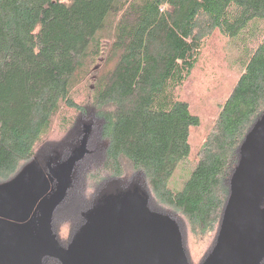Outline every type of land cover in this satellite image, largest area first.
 Returning <instances> with one entry per match:
<instances>
[{"label":"trees","instance_id":"16d2710c","mask_svg":"<svg viewBox=\"0 0 264 264\" xmlns=\"http://www.w3.org/2000/svg\"><path fill=\"white\" fill-rule=\"evenodd\" d=\"M215 32L235 55L238 77L192 155L200 119L179 91ZM87 107L104 150L86 171L97 193L86 212L105 196L147 191L188 228L189 241L179 230L186 263L204 264L245 141L264 117V0H0V185L36 158L55 122L66 127L65 113ZM188 160L189 176L173 187ZM59 223L73 235L82 226L76 218Z\"/></svg>","mask_w":264,"mask_h":264},{"label":"rangeland","instance_id":"374dc122","mask_svg":"<svg viewBox=\"0 0 264 264\" xmlns=\"http://www.w3.org/2000/svg\"><path fill=\"white\" fill-rule=\"evenodd\" d=\"M234 56L227 48L226 40L217 32L211 33L204 39L202 55L195 71L179 91V96L188 103L190 109L200 119V125L192 129L190 134L192 155L200 145L208 127L215 121L220 106L238 77V69L234 67L232 59ZM77 97L84 102L86 92L79 90ZM78 102L81 101L78 100ZM87 108L90 111L82 114L65 113V117L70 119L66 127L59 128L55 122L53 131L39 148L36 158L23 165L13 177L26 176L33 171L36 165L42 164L57 190L58 186L51 177L55 179L66 171L63 192L68 187L62 202L52 213L54 219L51 222L52 225L54 221L55 228H58V231H55L59 238L54 237L49 219V227L46 231L48 239L46 258L41 263L62 264L66 255L65 250L72 249L73 255L79 253L75 256L80 258L81 263L84 264L82 261L84 255L92 254L91 257H93L95 253L103 249L116 248L131 238L140 237L146 228L149 229L153 238H158L165 231L166 242L181 252L179 230H183L189 241L191 237L188 228L175 214L167 210H159L147 191L141 193L136 189H127L109 197L105 196L94 209L86 212L88 207L84 203L96 198L97 194L86 171L91 165L99 162L104 150L99 128L96 127L95 113L89 107ZM262 120L264 117L258 122ZM190 167L189 160L184 162L175 171L170 184H173V187L174 185L179 186L182 180L189 176ZM262 168V174L255 181L254 191V198L261 210L264 207V162ZM238 195V190L233 188L218 243L204 264H217L222 257L233 254L249 232L252 220L256 216V210L245 207L237 217ZM42 204L37 213L32 215L25 224L16 225L0 218V249L22 248L28 242H32L34 237L39 236L43 209L47 202L43 201ZM81 205L84 206L81 207ZM64 218H76L79 224H76L75 228L82 225L81 221L84 218L86 221L73 235L71 230H61L59 228L61 223L56 224V221ZM197 247L200 250L204 248V245L198 244ZM56 256L59 261L56 260ZM127 256L129 257L114 256L110 264H164L143 252H133ZM258 259L253 264H257Z\"/></svg>","mask_w":264,"mask_h":264},{"label":"water","instance_id":"95a60500","mask_svg":"<svg viewBox=\"0 0 264 264\" xmlns=\"http://www.w3.org/2000/svg\"><path fill=\"white\" fill-rule=\"evenodd\" d=\"M264 162V120L257 122L253 131L247 137L242 149L241 160L235 173L233 188L238 190V202L236 206L237 217L249 204L256 210V216L252 220L249 232L243 243L236 251L219 259L217 264H253L264 250V207L259 205L254 198L255 181L263 172ZM40 180L34 186L24 187L17 185L18 178L7 184L0 185V218L23 224L27 222L37 203L49 192L50 183L44 171L40 168L37 172ZM66 176L64 171L58 180ZM63 182V181H62ZM60 192L48 204L40 227V242L36 248L31 261L5 259L0 255V264H38L46 244V231L49 225L50 215L53 206L61 199L64 184H60ZM233 194V193H232ZM133 252H143L152 258L158 259L164 264H187L181 252L166 242V233L153 238L148 228L143 230L140 237L131 238L120 246L106 252L107 259L101 264H108L111 256L121 258ZM112 257V258H113Z\"/></svg>","mask_w":264,"mask_h":264},{"label":"flooded vegetation","instance_id":"af4514ba","mask_svg":"<svg viewBox=\"0 0 264 264\" xmlns=\"http://www.w3.org/2000/svg\"><path fill=\"white\" fill-rule=\"evenodd\" d=\"M39 169L40 167L38 165H36V167L33 169V171L30 173V174H27L26 176H22V177H17L19 180L18 184L17 185H23L24 187H27V186H34L36 185L37 183H39V176L37 174V172H39ZM44 174L46 175V177L48 178L49 180V183H50V190L49 192L37 203L32 215H34L35 213H37L38 211V208L40 205H43V201L47 202V205L44 206V209H43V214L48 206V204L50 203V201L52 199H54V197L58 194V192H60V184L63 185V180L65 179V176L63 179H61L60 181L58 180V178L60 177H57L54 179V177L52 176L51 178L53 179V181L57 184L58 188L56 190V187L53 186V182H51L50 180V176H48L46 174V172H44ZM62 195H63V192H62ZM59 202V201H58ZM57 202V203H58ZM56 203V204H57ZM55 204V205H56ZM55 205L53 206V209L55 207ZM247 207H249L250 209H254L252 207V205H248ZM43 208V206H42ZM52 209V211H53ZM52 213V212H51ZM31 215V216H32ZM43 217V216H42ZM31 218V217H30ZM43 219V218H42ZM4 220V219H3ZM30 220V219H29ZM28 220V221H29ZM7 221V220H6ZM27 221V222H28ZM10 222V221H9ZM25 222V223H27ZM13 224H16V225H21V224H18V223H14V222H11ZM23 223V224H25ZM41 225H42V220H41ZM41 227V226H40ZM49 227V225H48ZM161 236V234L159 235V237ZM32 242H28L27 244H25L24 247L22 248H18L16 249V247H11V248H15L14 250H2L0 249V255L5 258V259H13V260H24V261H31L34 254H35V251H36V248L40 242V229H39V236L38 237H34L33 240H31ZM48 246V239H47V232H46V244L44 246V249H43V252H42V255L41 257L39 258V261H38V264H42L41 261L46 258L45 257V251H46V248ZM63 250V249H62ZM111 250L110 248L109 249H103L97 253L94 254L93 257L92 254H86L84 255L82 261L84 262V264H101V262H103L104 260L107 259V256H106V252ZM66 251V255L64 256L63 260H62V264H82L81 263V259L78 258L77 256L75 255H79L78 254H75L73 255V253L71 252L72 249H68V250H65ZM87 253H89L88 251H85ZM84 253V252H83ZM57 254L59 255V252H57ZM112 257L111 256L109 259L110 261L108 262V264H110L111 260H112ZM57 261L58 260V256L55 257Z\"/></svg>","mask_w":264,"mask_h":264}]
</instances>
